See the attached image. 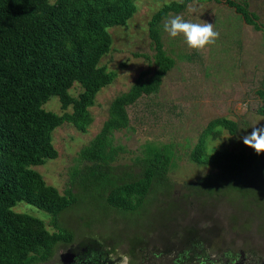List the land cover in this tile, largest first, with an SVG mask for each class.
Listing matches in <instances>:
<instances>
[{
	"label": "trees",
	"instance_id": "trees-1",
	"mask_svg": "<svg viewBox=\"0 0 264 264\" xmlns=\"http://www.w3.org/2000/svg\"><path fill=\"white\" fill-rule=\"evenodd\" d=\"M192 1H172L152 16L148 33L154 50L153 75L148 78L147 72L140 73L128 91L111 101L101 131L79 152L82 166L72 173L71 180L75 191L61 195L46 185L33 167L57 158L51 136L56 128L68 123L85 131L91 124L89 108L96 94L116 77L100 65L112 45L107 29L125 26L136 6L134 0H0V264L43 263L57 249L72 243V231L60 221L68 211L100 205L115 212L135 213L154 194L170 193L173 154L169 147L148 145L130 166H120L121 149L113 147L111 139L114 132L129 126L127 108L141 97L157 93L162 78L174 66L163 50L159 24L169 14L184 11ZM224 1L264 36V27L256 23L245 3ZM74 84L81 89L76 97L69 93ZM256 95L260 105L255 112L264 118V77ZM54 96L64 111L60 115L43 109ZM216 127L231 135L237 132V124L231 120L210 121L189 155L208 172L186 182L183 187L189 196L195 195L194 188L199 196L239 192L245 181L264 178L261 155L227 149L205 154V138L210 134L217 137ZM19 202L48 214L54 231L49 232L38 218L14 212ZM181 230L171 234L178 236L177 247L146 250L132 244L129 264H144L148 258L162 264H215L217 260L210 259L205 245L211 243L206 230L192 225L181 226ZM87 243L103 248L99 241ZM221 258L225 255L218 261Z\"/></svg>",
	"mask_w": 264,
	"mask_h": 264
},
{
	"label": "rangeland",
	"instance_id": "rangeland-1",
	"mask_svg": "<svg viewBox=\"0 0 264 264\" xmlns=\"http://www.w3.org/2000/svg\"><path fill=\"white\" fill-rule=\"evenodd\" d=\"M172 1L177 0H134L136 11L127 24L107 29L112 45L100 65L116 77L96 94L89 108L91 124L85 131L68 123L56 128L51 136L57 158L33 167L45 184L59 194L75 191L71 180L72 173L82 166L79 152L101 131L111 101L128 91L140 73L147 72L148 78L153 75L154 50L148 33L149 21ZM231 1L245 3L249 12L255 14L256 23L264 27V0ZM191 8L196 11H190ZM177 15L189 22L213 23L214 30L220 34L216 43L198 53L188 47L183 35L170 37L163 25ZM158 30L163 50L174 66L162 78L157 93L143 96L127 108L129 126L114 132L111 140L113 147L121 149L117 159L120 166H130L148 145L169 147L173 154L168 174L172 190L167 195L154 194L135 213L83 204L62 214L60 221L74 235L73 248L85 246L88 240L99 241L109 251L112 264H129L132 244L146 250L155 247L162 250L172 244L177 247L178 236L171 234L188 225L206 230L211 243L205 242V245L211 260L215 257L216 261L230 252L237 264H261L264 261V178L249 179L239 187V192L229 190L216 196H199L195 188L192 191L195 195L189 196L183 186L208 172L207 167L193 163L189 155L214 119L233 121L237 132L231 135L216 127L213 131L219 132L218 136L210 134L205 138L206 155L221 149L243 151L249 156L255 153L244 145L241 137L255 126L264 127V118L255 112L260 105L256 91L261 88L264 77V36L247 25L224 0H194L181 13L169 14ZM80 91L74 84L69 93L76 97ZM43 109L58 115L64 112L55 96L43 104ZM261 157L264 161V155ZM12 210L38 218L49 232L54 231L49 225L50 216L35 207L19 202ZM66 253L65 249H57L49 261L37 264H60V254ZM144 262L162 264L150 258Z\"/></svg>",
	"mask_w": 264,
	"mask_h": 264
},
{
	"label": "clouds",
	"instance_id": "clouds-1",
	"mask_svg": "<svg viewBox=\"0 0 264 264\" xmlns=\"http://www.w3.org/2000/svg\"><path fill=\"white\" fill-rule=\"evenodd\" d=\"M190 11L195 12L194 8ZM164 31L170 37H178L183 35L189 48L202 53L209 45L216 43L219 38V32L214 30V24L210 22L194 23L185 21L182 16L177 15L169 19L163 25ZM244 145L254 150L255 154L264 155V127H253L252 131L241 137ZM225 258L229 264H237L236 260L232 259L230 252L225 254ZM214 260L215 257H212Z\"/></svg>",
	"mask_w": 264,
	"mask_h": 264
},
{
	"label": "flooded vegetation",
	"instance_id": "flooded-vegetation-1",
	"mask_svg": "<svg viewBox=\"0 0 264 264\" xmlns=\"http://www.w3.org/2000/svg\"><path fill=\"white\" fill-rule=\"evenodd\" d=\"M72 243L68 244L67 246L60 247L61 250L65 249V251H67L65 255L60 254L59 257H61V262H62L60 264H64V262L65 264H112L113 263V261L110 258L109 251L107 252L106 250L101 248L102 246L100 245L98 247H95L93 244L87 243L83 247L77 245L76 247L73 248ZM55 254L56 252L54 253V255ZM54 255L52 257H54ZM215 264H229V261L226 260L225 258H221L220 261L217 260ZM261 264H264V261Z\"/></svg>",
	"mask_w": 264,
	"mask_h": 264
}]
</instances>
